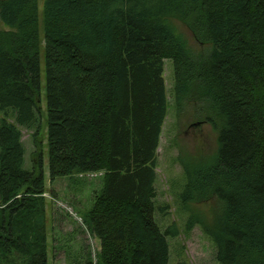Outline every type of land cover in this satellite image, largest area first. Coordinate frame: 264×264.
<instances>
[{
  "label": "trees",
  "instance_id": "1",
  "mask_svg": "<svg viewBox=\"0 0 264 264\" xmlns=\"http://www.w3.org/2000/svg\"><path fill=\"white\" fill-rule=\"evenodd\" d=\"M0 21V264H49L45 179L22 141L34 132L42 171L41 24L52 180L105 177L83 219L97 262L81 249L68 264L170 262L176 232L156 221L166 60L180 124L218 134L216 153L183 162L182 203L206 207L188 228L220 264H264V0H0Z\"/></svg>",
  "mask_w": 264,
  "mask_h": 264
},
{
  "label": "rangeland",
  "instance_id": "2",
  "mask_svg": "<svg viewBox=\"0 0 264 264\" xmlns=\"http://www.w3.org/2000/svg\"><path fill=\"white\" fill-rule=\"evenodd\" d=\"M43 9V7H41ZM168 25L175 33L187 40L194 48L195 42L189 29L180 21L168 19ZM0 30L10 31L0 21ZM41 137L43 142L44 165L36 167L37 146L34 132L22 129L23 144L26 150L28 170H36L45 179V194L47 204V232L49 264H68L81 249L92 254L97 262L99 243L90 234L84 224V217L93 208L96 198L105 186L103 173L78 175L52 180L48 151V110H47V65L45 53V35L41 24ZM164 78L168 97V115L163 128L157 161V206L156 221L163 232L171 229L176 232L170 237V262L179 264H220L217 260V250L214 242L196 226L188 228V222L194 211H206L204 206H185L181 194L186 185V174L183 162L187 157L205 154L213 155L218 150V134L209 124L191 127L194 123H182L177 117L175 106V70L172 61L164 63ZM1 117V116H0ZM197 125V124H194ZM36 168V169H35Z\"/></svg>",
  "mask_w": 264,
  "mask_h": 264
},
{
  "label": "water",
  "instance_id": "3",
  "mask_svg": "<svg viewBox=\"0 0 264 264\" xmlns=\"http://www.w3.org/2000/svg\"><path fill=\"white\" fill-rule=\"evenodd\" d=\"M199 124H197V125H194V126H198Z\"/></svg>",
  "mask_w": 264,
  "mask_h": 264
}]
</instances>
